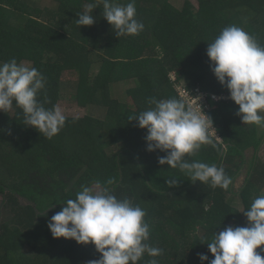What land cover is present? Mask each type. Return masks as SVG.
I'll return each instance as SVG.
<instances>
[{"label":"trees","instance_id":"16d2710c","mask_svg":"<svg viewBox=\"0 0 264 264\" xmlns=\"http://www.w3.org/2000/svg\"><path fill=\"white\" fill-rule=\"evenodd\" d=\"M48 1L55 6L0 0V62H30L46 77L38 97L48 101L46 108L60 105L62 86L71 81L78 107L96 104L107 109V116L67 117L49 140L25 126L15 106L10 113L0 111V264H87L99 259L102 254L94 244L54 238L48 223L82 185L108 180L114 181L108 186L118 197L128 196L146 210L148 243L163 249L161 256L145 254L138 264L151 259L202 264L201 253L214 259L208 248L214 234L228 226L247 227L243 212L264 195V161L258 155L264 127L254 125L237 136L239 106L233 100H210V117L222 142L213 139L215 147L203 145L186 158L223 167L233 180L225 191L193 183L178 168L161 165L159 157L166 153L149 152L147 130L128 117L147 110L149 97L177 98L172 73L189 89L230 95L212 71L208 43L223 28L236 25L264 45V0H198V7L186 2L183 9L171 0H135L137 19L145 28L120 38L103 17L102 2ZM89 3L98 4L96 22L78 27L77 14ZM23 16L26 20L20 23ZM121 83L126 87L117 99L113 85ZM171 179L176 183L170 187ZM257 251L264 257V251Z\"/></svg>","mask_w":264,"mask_h":264},{"label":"clouds","instance_id":"9594fccd","mask_svg":"<svg viewBox=\"0 0 264 264\" xmlns=\"http://www.w3.org/2000/svg\"><path fill=\"white\" fill-rule=\"evenodd\" d=\"M99 2L103 4V17L118 38L139 35L144 30V23L137 19L135 0L127 4ZM97 7V3L87 4L85 11L77 14V26H92ZM207 55L215 77L239 106L236 114L242 123L264 127V45L243 28L230 25L208 43ZM46 83V77L34 66L18 63L15 58L0 62V111L10 113L15 106L21 110L25 126L50 140L65 126L67 117L58 105L46 108L48 101L38 99ZM147 103V110L128 117L147 130V150L165 152L159 163L178 168L193 183L228 191L233 180L223 167L186 158L194 156L203 145L215 147L214 122L201 106L195 108L182 97H149ZM113 183L108 180L106 184L82 185L75 198L67 199L66 206L51 216L48 227L53 237L94 244L102 255L88 264H138L145 254L161 256L163 249L148 243L146 210L128 196L118 197L108 186ZM175 183V179L168 181L170 187ZM243 213L248 226H228L216 232L208 243L214 259L201 253L202 264H264V257L257 251H264V195L257 196ZM148 264H158V260L151 259Z\"/></svg>","mask_w":264,"mask_h":264},{"label":"rangeland","instance_id":"374dc122","mask_svg":"<svg viewBox=\"0 0 264 264\" xmlns=\"http://www.w3.org/2000/svg\"><path fill=\"white\" fill-rule=\"evenodd\" d=\"M33 1L36 2L39 6H41V8L43 7L45 9L46 8H53L55 6L52 2H50L48 0H33ZM171 2L178 9H183L186 2L192 3L195 7H198V4H199L198 0H171ZM25 20H26V17L23 16L19 22L24 23ZM24 63L28 66H33V64L30 62H24ZM96 72H97L96 69H94L92 74H94ZM124 84L125 83L113 85V92H114L115 98L122 99L123 94H124V89L126 87ZM131 84H133V83H131ZM72 86H73V83L71 81H67V88H65L64 85L62 86L61 103H60L59 107L61 108V110L63 111V113L66 117H84L86 115H90V116H93V117H96L99 119L106 118L107 109L102 107V106L95 104V105H92L86 109L78 107L76 105L74 95L72 94V92L70 93V87H72ZM172 97H170V98H172ZM234 117H235V114H234L233 118ZM236 126H237V128H236L237 129V136H239L240 134L245 133L246 130H247V132H248V130L250 131L254 125H244L242 123L241 119H239L238 122H236ZM244 139H245L244 143L249 148V146H251L250 135L247 134L246 138H244ZM113 151H115L114 148H113ZM251 153H252L251 150L247 151V155H249ZM258 155L261 158V160L264 161V143L262 144V147H261L260 151L258 152ZM244 207L245 206H243V204L238 203V208H240L241 210H244ZM87 264H88V262H87Z\"/></svg>","mask_w":264,"mask_h":264},{"label":"built area","instance_id":"2783aa9c","mask_svg":"<svg viewBox=\"0 0 264 264\" xmlns=\"http://www.w3.org/2000/svg\"><path fill=\"white\" fill-rule=\"evenodd\" d=\"M174 76V77H173ZM171 83L173 85V89L177 95V97H182L186 102L191 104L193 107L198 108L201 106L202 110L206 115L210 117V100L220 102V101H231L230 95H216L209 94L207 92L202 91L200 88L189 89L187 85L178 79V76L175 73L170 75ZM198 98V99H197ZM211 118V117H210ZM215 132L212 134L213 139L217 142H222V138L218 131L217 126L214 124ZM217 135V136H216Z\"/></svg>","mask_w":264,"mask_h":264}]
</instances>
